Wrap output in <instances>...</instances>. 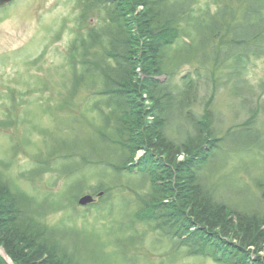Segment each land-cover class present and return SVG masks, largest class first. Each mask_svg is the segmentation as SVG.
<instances>
[{"label":"rangeland","instance_id":"1","mask_svg":"<svg viewBox=\"0 0 264 264\" xmlns=\"http://www.w3.org/2000/svg\"><path fill=\"white\" fill-rule=\"evenodd\" d=\"M187 2L191 14L181 28L188 23L184 30L192 31L198 23L199 33H180L164 50L166 74L158 76L160 93L170 102L164 133L173 142L184 140L208 107L210 134L219 140L197 175L204 186H213L217 201L262 212L264 53L249 55L234 73L225 68L231 57L209 75L202 59L201 12L231 6L238 13L241 6L238 0ZM107 17L86 0H12L0 7L2 179L28 196L29 210L40 222L84 241L89 264H221L190 253V242L173 240L143 218L137 197L150 188L147 172L117 168L124 156L118 122L114 105L100 93L106 88L104 70L114 64L108 36L100 37L102 47H90L95 56L86 57L98 62L97 69L87 63L85 71L79 48L83 37L84 45H91L89 30L107 28ZM189 45L193 50L182 49ZM143 155L137 151L135 160ZM85 194L93 202L78 205Z\"/></svg>","mask_w":264,"mask_h":264},{"label":"trees","instance_id":"2","mask_svg":"<svg viewBox=\"0 0 264 264\" xmlns=\"http://www.w3.org/2000/svg\"><path fill=\"white\" fill-rule=\"evenodd\" d=\"M86 1L98 4L109 23L95 33L88 31L91 45L85 46L82 38L80 56L85 58L81 64L85 71L87 63L97 69L98 62L86 57L93 44L102 47L100 37L108 36V55L114 64L104 70L106 88L100 93L114 105L118 122L117 143L124 154L118 170L148 174L150 188L145 197H137L143 218L155 221L156 229L173 240L183 245L190 242L192 254L221 264H264V211L237 210L217 201L213 186H204L196 173L219 140L210 134V109L204 108L193 133L184 140L173 142L164 133L170 111L169 98L160 93L158 80L166 74L164 50L180 33H199L198 23L192 31L184 30L188 23L181 28L191 14L187 0ZM238 1V13L231 6L201 12L200 42L206 52L202 59L209 75L224 68L231 57L225 68L234 73L249 55L264 53V0ZM190 46L182 49L193 50ZM138 150L144 155L133 161ZM29 200L12 190L0 172V247L9 260L13 264H89L86 243L68 230L40 222L29 210ZM0 264L7 263L0 257Z\"/></svg>","mask_w":264,"mask_h":264},{"label":"water","instance_id":"3","mask_svg":"<svg viewBox=\"0 0 264 264\" xmlns=\"http://www.w3.org/2000/svg\"><path fill=\"white\" fill-rule=\"evenodd\" d=\"M10 0H0V6L4 5L5 3L9 2ZM100 195V194H99ZM93 201L92 196L90 195H84L82 197L79 198L78 203L80 205H85L88 203H91ZM0 255L3 257L4 260H6V262H9V260L7 259L6 254L2 251V253H0Z\"/></svg>","mask_w":264,"mask_h":264}]
</instances>
